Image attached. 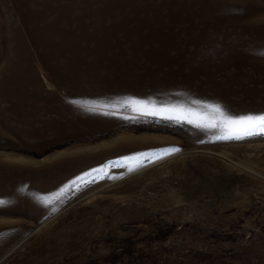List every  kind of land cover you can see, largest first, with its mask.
I'll return each instance as SVG.
<instances>
[{
	"label": "rangeland",
	"instance_id": "rangeland-1",
	"mask_svg": "<svg viewBox=\"0 0 264 264\" xmlns=\"http://www.w3.org/2000/svg\"><path fill=\"white\" fill-rule=\"evenodd\" d=\"M71 105L82 124L64 134L30 135V114L29 135L0 125V154L31 168L0 205V264H264V135Z\"/></svg>",
	"mask_w": 264,
	"mask_h": 264
},
{
	"label": "bare ground",
	"instance_id": "bare-ground-1",
	"mask_svg": "<svg viewBox=\"0 0 264 264\" xmlns=\"http://www.w3.org/2000/svg\"><path fill=\"white\" fill-rule=\"evenodd\" d=\"M262 53L264 0H0V125L29 135L30 114V135L64 134L82 124L73 103L259 114ZM29 163L0 154V200L16 203Z\"/></svg>",
	"mask_w": 264,
	"mask_h": 264
},
{
	"label": "snow or ice",
	"instance_id": "snow-or-ice-1",
	"mask_svg": "<svg viewBox=\"0 0 264 264\" xmlns=\"http://www.w3.org/2000/svg\"><path fill=\"white\" fill-rule=\"evenodd\" d=\"M264 54V53H262ZM134 106V110L143 111L149 115H175L177 119H188L190 115H195L191 112H184L182 109L178 108H150L148 105L139 101H131L130 102ZM206 107L210 108L213 113H219L220 107L218 105H207ZM208 127L216 128L222 127L225 130V134L223 136L216 137L217 139H244L246 137L264 135V112L259 114H249L245 116H241L239 118H229L225 120H221L218 125L215 119L209 120L207 123ZM179 151L176 147H171L164 149L162 151V155L171 154L172 152ZM143 156H148L147 153H142ZM157 159L161 158L160 156L155 157ZM63 192V189L61 190ZM59 194H57L55 198H58ZM53 199H47V204H52ZM7 202L0 200V205L5 204ZM55 211V209H53ZM2 235V234H0Z\"/></svg>",
	"mask_w": 264,
	"mask_h": 264
}]
</instances>
